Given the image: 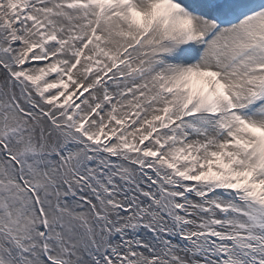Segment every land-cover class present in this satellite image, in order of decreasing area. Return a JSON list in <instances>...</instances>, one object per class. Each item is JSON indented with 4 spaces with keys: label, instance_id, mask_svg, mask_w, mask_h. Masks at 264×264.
<instances>
[{
    "label": "snow or ice",
    "instance_id": "snow-or-ice-1",
    "mask_svg": "<svg viewBox=\"0 0 264 264\" xmlns=\"http://www.w3.org/2000/svg\"><path fill=\"white\" fill-rule=\"evenodd\" d=\"M0 264H264V0H0Z\"/></svg>",
    "mask_w": 264,
    "mask_h": 264
}]
</instances>
